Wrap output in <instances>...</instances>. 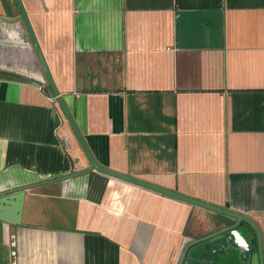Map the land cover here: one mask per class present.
<instances>
[{
	"label": "crops",
	"instance_id": "obj_1",
	"mask_svg": "<svg viewBox=\"0 0 264 264\" xmlns=\"http://www.w3.org/2000/svg\"><path fill=\"white\" fill-rule=\"evenodd\" d=\"M21 3L94 160L249 219L264 260V0ZM88 167L14 0H0V199L23 194L20 222L0 220V264L257 253L248 223L224 231L232 217Z\"/></svg>",
	"mask_w": 264,
	"mask_h": 264
},
{
	"label": "water",
	"instance_id": "obj_2",
	"mask_svg": "<svg viewBox=\"0 0 264 264\" xmlns=\"http://www.w3.org/2000/svg\"><path fill=\"white\" fill-rule=\"evenodd\" d=\"M17 9H18V13H19V19H21V21L23 22L25 29L27 31L28 37L30 39V42L32 44V47L35 51V54L37 56V59L40 63L43 75L45 77V80L47 82L48 87L50 88L56 102L58 103L68 125L70 126L76 140L78 141L83 153L85 154L87 161L89 162V167L87 169V172L89 171H98L99 173L123 180V181H127L129 183L147 188L149 190H153L155 192L185 201L187 203H190L192 205H197V206H201L204 207L206 209H209L211 211L217 212V213H221L224 215H227L229 217H232L236 223L233 226L227 227L226 229H224V231H230L233 230L241 221H244L246 223H248L254 230L256 237H257V253L253 254L251 256H249L247 262L245 264H264V260H263V252H262V247H261V237L259 234V231L257 230V228L255 227V225L252 223V221H250L249 219L236 214V213H232L229 212L227 210L221 209L219 207H216L214 205H210L208 203L193 199L191 197H187L184 195H181L179 193H176L174 191H170L168 189L147 183L145 181L133 178V177H129L127 175L112 171L110 169L104 168L101 165H99L93 158V156L91 155L79 129L77 128L70 112L68 111L63 98L61 97L60 93L58 92L53 79L51 77V74L49 72V69L47 67V64L45 62L44 56L41 52V49L39 47V44L37 43L36 37L33 33L32 27L29 23V20L27 18V15L23 9L21 0H14ZM6 196V195H4ZM22 199H23V194L20 193H16L15 195H13L12 197H9V201L12 200V202L8 203V199H0V220L6 221V222H10V223H19L20 222V213H21V208H22ZM9 204V207H3L5 204ZM217 234V233H216ZM216 234H211L210 236H207L202 240H206V239H212ZM198 242V241H197ZM196 242H192L190 243L188 246L194 244ZM187 250V248H186Z\"/></svg>",
	"mask_w": 264,
	"mask_h": 264
}]
</instances>
